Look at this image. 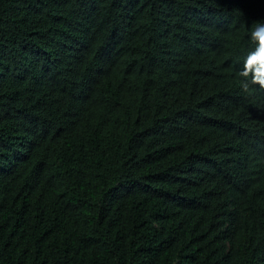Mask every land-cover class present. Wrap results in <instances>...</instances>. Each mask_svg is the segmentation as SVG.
Masks as SVG:
<instances>
[{"label":"trees","instance_id":"obj_1","mask_svg":"<svg viewBox=\"0 0 264 264\" xmlns=\"http://www.w3.org/2000/svg\"><path fill=\"white\" fill-rule=\"evenodd\" d=\"M262 24L264 0H0V264H264Z\"/></svg>","mask_w":264,"mask_h":264},{"label":"clouds","instance_id":"obj_2","mask_svg":"<svg viewBox=\"0 0 264 264\" xmlns=\"http://www.w3.org/2000/svg\"><path fill=\"white\" fill-rule=\"evenodd\" d=\"M261 32H264V24L257 25L256 29L252 33L253 38L264 39V37H261ZM251 83L259 84L261 87H264V77L258 76L256 73H253ZM245 87H247V81L245 83Z\"/></svg>","mask_w":264,"mask_h":264}]
</instances>
